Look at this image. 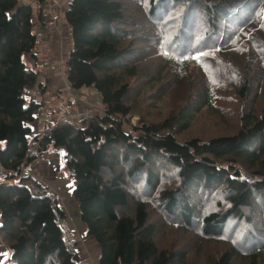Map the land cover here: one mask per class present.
<instances>
[{
    "label": "trees",
    "instance_id": "16d2710c",
    "mask_svg": "<svg viewBox=\"0 0 264 264\" xmlns=\"http://www.w3.org/2000/svg\"><path fill=\"white\" fill-rule=\"evenodd\" d=\"M33 16L0 0L9 262L83 264L59 196L26 173L63 147L99 264H264V0H70L64 74L104 110L34 138Z\"/></svg>",
    "mask_w": 264,
    "mask_h": 264
},
{
    "label": "rangeland",
    "instance_id": "374dc122",
    "mask_svg": "<svg viewBox=\"0 0 264 264\" xmlns=\"http://www.w3.org/2000/svg\"><path fill=\"white\" fill-rule=\"evenodd\" d=\"M45 3L46 10L49 12L52 9L55 16L49 15L51 19L49 22L46 20V24L43 23L42 17L38 20L37 17H34L35 15L33 16L34 30L39 39L34 51L35 59H37L35 60L34 56L29 54L25 56L28 66L37 72L39 84L42 85V89L31 90L28 93L26 105H29L31 101L40 105L37 119L32 124V138L38 136L39 133L40 135L43 134L60 121L66 119L81 120L88 115L104 110L100 104L99 95L95 91L87 89L75 91L66 80L64 65L72 47L70 30L65 20L68 3L61 8H51L49 0H46ZM51 22L52 25H50ZM131 121L133 124H137L139 117L134 116ZM64 156V148L59 147L51 155H45L33 162L30 165L33 169L29 167L26 173L46 185L44 183L46 169L53 172V175H50L51 180L60 190L61 201L64 203L63 207H67L65 208L67 215L65 222L70 228L69 230L72 231L74 239L78 242L81 262L83 264H99L100 247L96 240L87 234L80 218L79 206L76 201H72L74 197H72L73 191H71L73 179L69 172L62 169ZM246 244L247 246L254 245L250 244V241H247Z\"/></svg>",
    "mask_w": 264,
    "mask_h": 264
},
{
    "label": "crops",
    "instance_id": "0c3cea01",
    "mask_svg": "<svg viewBox=\"0 0 264 264\" xmlns=\"http://www.w3.org/2000/svg\"><path fill=\"white\" fill-rule=\"evenodd\" d=\"M68 1L69 0H49V5L51 8H54V7H57V8L60 7L61 8V7L65 6V4L68 3ZM20 3L30 5L31 7H33L34 15H35L34 17H37L38 20H40V17H42L44 24H46V20L48 22L50 21L51 18L49 15H52V17L55 16L52 9H50L49 12H48V10H46V8H45L46 3L43 5H39L38 0H20ZM45 14H46V16H45ZM50 25H52V22ZM38 41H39V39H38ZM34 54H35V52H34ZM34 59H35V55H34ZM89 91H93V90H89ZM38 135H40V133ZM30 168L33 169L32 166ZM30 174H32V173L30 172ZM50 175L52 176L53 172H50L49 170L46 169V178H45L44 183L46 185H48V187H50V190L53 193H56L59 196L60 204L65 211V208H67V207H63L64 203H62V201H61L60 190L56 187L55 182L51 180ZM49 178H50V181H49ZM73 190H74V186H72V188H71V191H73ZM72 197H73V193H72ZM72 201L75 202L74 197L72 198ZM1 226H2V214L0 211V228H1ZM10 259H11V253L8 251V249L3 244L1 236H0V264H8Z\"/></svg>",
    "mask_w": 264,
    "mask_h": 264
},
{
    "label": "built area",
    "instance_id": "2783aa9c",
    "mask_svg": "<svg viewBox=\"0 0 264 264\" xmlns=\"http://www.w3.org/2000/svg\"><path fill=\"white\" fill-rule=\"evenodd\" d=\"M9 171L4 168L3 166H0V183L4 182L6 180V177L9 175ZM64 233H65V238L66 239H74L72 235V231L69 230L70 228L67 226L66 222L64 221L62 224ZM8 264H16L15 262H9Z\"/></svg>",
    "mask_w": 264,
    "mask_h": 264
}]
</instances>
